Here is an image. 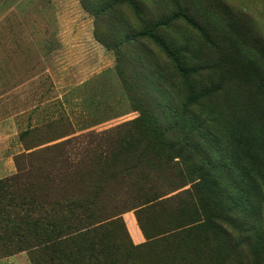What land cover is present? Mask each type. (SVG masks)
Wrapping results in <instances>:
<instances>
[{
	"label": "rangeland",
	"instance_id": "obj_1",
	"mask_svg": "<svg viewBox=\"0 0 264 264\" xmlns=\"http://www.w3.org/2000/svg\"><path fill=\"white\" fill-rule=\"evenodd\" d=\"M134 3L0 0V17L11 18L9 22H0L1 31L10 27L18 32L20 27L22 31L44 34L43 70L23 73V77L29 79L37 74L44 85L50 80L57 81L59 99L66 93L68 97H82L83 105L77 109L89 113L90 120L84 127L77 124V130L86 128V131L76 134L80 140L88 136L91 139L90 147L82 149L86 142L56 155L54 160L38 163L39 144L73 130L74 121L67 116L71 107L64 110L58 107L60 102L54 107L53 119L35 125V121L26 120V114L20 113L25 104L13 102L0 118L2 126L7 116L12 117L11 124L8 122L0 129V180L19 176L24 186H35L39 195L88 194L93 184L107 177L92 175L90 165L97 163L101 154H108L110 147L118 146L117 143L105 145L128 133L130 126L126 123L137 115L136 109L150 122L151 135H147L146 143L154 147L148 152L154 162L184 152L183 139L200 148L184 128V123L193 122L177 115V111L184 109L185 118L197 112L201 114L199 106L187 102V83L158 42L137 36L144 27L160 21L165 24L159 32L172 51L179 56L193 52L196 57L212 52L213 56L216 54V62L220 57L232 67L246 70L249 79L234 78L226 84L227 88L232 87V91L244 88L252 103L264 104V0H137ZM18 17L22 19L20 23ZM187 17L200 31L193 28ZM202 32L208 37H203ZM209 39L219 45L217 50L210 51ZM45 63L51 73L45 71ZM14 75L17 80L20 78L19 73ZM80 82L84 83L80 89L74 86ZM231 93L217 100L227 104ZM244 109L241 104L235 108L233 103L230 108L225 106L218 128L229 132L231 115L238 113L243 118L240 110ZM98 122L101 124L96 125ZM194 126H198L195 121ZM6 159L11 160L8 166ZM203 162L204 157L196 154L187 167L204 165L208 170L209 166ZM122 177L116 175L114 179ZM197 177V173L192 175L193 186L188 190L140 215L148 239L143 233L136 238L134 227L140 228L131 214H125L124 221L115 223L113 227L122 230L126 238L143 246L133 259L139 264H264V204L259 209L253 206L248 210L228 211L215 199L206 182L194 185ZM165 230L168 233L160 239L150 238ZM8 257L13 259L11 264H32L25 251Z\"/></svg>",
	"mask_w": 264,
	"mask_h": 264
},
{
	"label": "trees",
	"instance_id": "obj_2",
	"mask_svg": "<svg viewBox=\"0 0 264 264\" xmlns=\"http://www.w3.org/2000/svg\"><path fill=\"white\" fill-rule=\"evenodd\" d=\"M119 1L135 4L137 0ZM186 19L199 30L189 17ZM164 24L161 21L150 24L137 36L158 42L187 83V102L199 106L201 114L197 112L185 118L184 109L177 111V115L193 122L184 123V128L200 148L183 139L185 153L179 151L171 158L154 162L153 155H148L154 147L146 143L147 135H151L150 122L136 109L137 115L126 123L130 126L128 133L105 145L117 143L118 146L110 147L108 154H101L102 160L99 158L90 165L92 175L106 174L104 179L112 181L99 179L88 194L39 195L35 186H24L19 176L0 180V258L25 251L32 264H139L133 257L143 246L135 245L113 226L120 219L124 221L123 215L130 211L141 230L134 227L136 238L143 233L148 239L140 215L188 190L193 186L190 178L194 173L198 174L194 185L206 182L215 199L228 211L248 210L253 206L259 209L264 204V104L252 103L244 88L232 91V87L226 86L234 78L243 76L246 80L251 76L223 58L218 57L216 62V54L213 56L212 52L201 53L199 57L193 52L179 56L159 32ZM209 41L210 51L217 50L219 45ZM225 93H231L232 97L222 104L217 99ZM232 103L233 108L240 104L245 108L240 110L243 118L233 113L229 132H223L218 128V119L225 115L222 109L230 108ZM63 152L66 153L48 152L36 157H40L38 163H46ZM196 154L204 157L208 170L204 165L187 167ZM146 173L151 174L141 178ZM116 175L123 177L114 179ZM167 233V230L157 232L150 238L160 239Z\"/></svg>",
	"mask_w": 264,
	"mask_h": 264
},
{
	"label": "crops",
	"instance_id": "obj_3",
	"mask_svg": "<svg viewBox=\"0 0 264 264\" xmlns=\"http://www.w3.org/2000/svg\"><path fill=\"white\" fill-rule=\"evenodd\" d=\"M9 20H11V18L6 16L0 17V22H9ZM17 20L18 23L22 21L20 17H18ZM43 36V33H36L28 30L22 31L20 27L18 32L11 31L10 27H7V29L5 28L2 31L0 30V118L4 117L7 105L12 104L13 102L25 104V108L20 110V113L26 114V120H29L30 122L35 121V125H38V122L53 119L55 114L54 107L61 102L58 107H62L64 110L67 106L71 107V113L68 114L67 111L66 113L70 120L75 122L72 123L73 130L63 138H58L47 142L46 144H42L40 148L36 150V156L48 152L57 153L67 150L69 152V150L72 148L74 149L75 146L79 147L81 144L87 142V145L82 148L85 149L87 146H91L90 136L80 140L77 138L76 134L81 130L86 131V128L77 130L76 125L80 124V127H84L86 126V122L90 120L89 113L84 112L83 109H77V107L83 105V98L80 97L79 99L74 95L68 97L66 93L59 99L57 92L59 86L57 81L51 82L50 80L48 81V85H44L43 80H40L41 78L37 74L29 79H27L25 75L23 77V73H37L38 71L43 70L41 66V63L44 61ZM49 57H51V55ZM45 71L49 73L52 72L47 64ZM14 73L20 74L18 80ZM50 77L52 78L51 75ZM74 86L80 89L84 86V83L80 82ZM11 119V116H7L3 125H0V129H4L8 122L11 124ZM99 124L101 123L98 122L96 125ZM100 134L101 132L98 133L95 138L100 136ZM44 148H47V151ZM6 161V166H8V162H11V160L6 159ZM150 174L151 173H146L142 175L141 178H147ZM179 189H181V187L176 190ZM125 214L129 216L131 212L129 211ZM125 214L123 216H125ZM12 260V257L0 259V264H11Z\"/></svg>",
	"mask_w": 264,
	"mask_h": 264
}]
</instances>
